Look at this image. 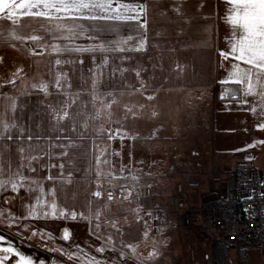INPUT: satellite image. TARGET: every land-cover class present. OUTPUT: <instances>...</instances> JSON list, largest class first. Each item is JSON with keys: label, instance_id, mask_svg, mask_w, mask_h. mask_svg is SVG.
I'll use <instances>...</instances> for the list:
<instances>
[{"label": "crops", "instance_id": "crops-1", "mask_svg": "<svg viewBox=\"0 0 264 264\" xmlns=\"http://www.w3.org/2000/svg\"><path fill=\"white\" fill-rule=\"evenodd\" d=\"M144 2L149 5L147 51L115 54V56H123L155 53L156 57L162 59L160 62L161 85L156 84L153 89L146 87L143 92L138 93L140 101L136 110H139L141 123L139 131L142 137L146 140L151 127L158 130L162 128L163 123H170L171 120L176 124L183 121L186 126L190 125L192 130L191 124L193 125L196 121L194 117L196 113L205 114L208 123L214 127L218 125L219 134L216 141L220 151L243 149L254 140L264 139V131L255 130L257 123L264 122L262 117L264 97H248L250 104L242 105L241 101L244 99L242 86L219 83L227 77L229 68V62L222 61L219 52L227 50L230 47L228 42L232 39L231 26L225 22L230 8L226 0H144ZM176 5L180 6L179 16L174 10ZM23 19L29 25L36 24V21L29 18ZM113 31L115 39L127 34L124 26L119 24L113 26ZM100 36L107 40L114 39L111 33L100 32ZM78 43L87 44L89 41L81 39ZM97 55L103 54L97 53ZM107 55L115 57L112 53ZM83 57H92V55L85 54ZM16 70L8 73L7 76H12ZM225 89H236L235 95L238 98L221 99ZM149 95H154L156 99L147 100L145 97ZM253 106L256 112L248 110ZM18 113L19 109H17ZM153 113L156 115L153 116ZM183 115L185 119L180 120ZM178 129L177 126L176 130ZM158 131L161 135L163 129ZM79 140H82L81 136ZM66 141L64 135L62 143L65 145ZM112 141L114 140H111V143ZM76 150L74 157L68 158L70 163L74 162L70 164L69 169L67 156H61L60 151L59 157H56L55 162L52 163L56 167L49 166L45 173L46 178L49 174L55 177V184L52 187L49 185L48 188L43 185V192L55 187L57 208L66 210L69 214L75 211L78 219L75 221L69 219L68 222L55 218L34 220L30 218V213L28 219L17 220L9 227V222L13 221L0 218V235H4L6 240L16 246L19 251L34 256L37 262L43 259L47 264H61V262L62 264H88L91 257H96L107 264H121L122 252L128 257L124 264H213L216 242L212 237L216 236L205 226L204 228L197 224L198 213L193 214L195 221L191 227L196 230L194 240L190 241L191 228L176 231L165 225L154 231L148 224L145 226V217L137 213L136 209H116L113 203L109 204L103 199L91 196L90 181L95 170L93 166L88 169L90 165L84 167L85 157L81 151L76 154ZM236 152L242 156H246L248 152L253 153L256 155V160H264V145ZM91 161L90 163L93 164ZM61 163L64 164L63 170L59 167ZM232 165L231 163L224 168L199 170V165L196 164L191 174L189 170V174L178 177L175 182L187 176L200 184L198 189L191 190L189 193L188 209H198L205 199L221 197ZM61 172H63L62 175ZM175 182L169 194L173 192ZM154 193H157L156 190ZM11 195L13 196L11 201L8 200L10 204L16 200L17 192H12ZM96 213H100L99 220L96 218ZM81 214L85 218H80ZM97 223L100 225L98 231L104 237L103 240L97 239L89 232V228L95 229ZM113 223L116 224V228L112 227ZM65 228H68L70 232L68 241L61 238ZM117 228L121 235H117ZM40 230L50 233L52 238L42 240L39 235L32 236L33 231ZM145 232H148L147 237L144 236ZM109 234L115 237L114 241H107L106 237ZM190 242H193L191 247ZM102 243L107 248H115V251L106 250L103 254L98 253L96 248ZM126 244L134 245L135 252L125 247ZM76 245L83 249V252L79 253L80 260L77 261H68L58 252L45 250L63 247L76 252ZM2 246L6 247L7 244ZM149 252H156L157 255L149 260L147 259ZM198 257L200 260L196 259ZM240 258L245 264H260L262 261L257 248L243 251ZM16 259L10 256L5 264H15Z\"/></svg>", "mask_w": 264, "mask_h": 264}, {"label": "rangeland", "instance_id": "rangeland-1", "mask_svg": "<svg viewBox=\"0 0 264 264\" xmlns=\"http://www.w3.org/2000/svg\"><path fill=\"white\" fill-rule=\"evenodd\" d=\"M18 30L8 21H0V84L12 78L10 75L7 76L8 73L19 67L23 68L21 79H17L15 86L6 85L0 88V132L3 131L4 123H7L10 128L13 123H18L24 127L25 137L30 131L34 139L29 142L25 138L22 143L16 144L7 140L0 141V218L9 221L12 217H16L21 220L30 215L32 205L36 203V197L41 195L39 187L32 185L31 181H36L37 185H45L46 188L55 184L54 181H48L45 173L48 167L55 162V158L59 157L60 151L62 152L61 148L54 146L59 142L56 137L60 136V142H62L64 135L58 129L53 130L51 116L45 115V108L46 106H56L54 98L58 94L53 85L58 71L68 74V83L71 84V87H65V92L72 96L77 92L81 93L79 102L70 109L75 117L74 142L76 147L67 148L69 153L67 159L74 157L75 149H77L76 154L81 151L85 157L84 167L90 165L88 169L93 166L95 170L92 181H90L91 190H98L96 185L101 183L102 188L99 190L102 191V196L99 199H103L109 204L113 203L116 209H136V212L141 213L144 217L147 211L155 207H162L165 198L171 192L173 182L183 174H189V170L191 174V170L195 168L196 164L199 165V170L204 168L219 169L233 164L237 159H246L250 156L257 166L264 168V160H256V155L253 153L248 152L246 156H242L234 150L220 151L216 141L219 134L218 125L216 124L214 127L208 123L205 114L194 113L196 121L193 125L191 124L192 130H190V125L186 126L183 121L176 124L171 120L170 123H163L162 128L159 127L160 131L163 129L161 135L158 130L151 127L147 133L149 137L146 140L142 137L139 131L141 125L139 110H136L139 107L140 98L139 92L134 89L140 88L141 82L152 89L156 84L161 85L160 62L162 59L156 57L155 53L129 54L128 56H132L134 59L125 61L123 65H120L119 60L113 64L111 61L115 57L108 56L110 63L104 70L99 92L105 95L113 93L116 103L112 105L111 109H104L102 114L97 117V110L102 109L103 106L97 102L94 108L90 103L93 95L92 70L94 65L92 57H82L84 60L82 65L78 62L81 57H61V59H75L77 63L57 69L54 66L55 56L31 55L28 49L33 45L29 44L23 48L13 47V43L16 42L11 40V36ZM5 53L7 54L5 55ZM102 59L103 55L96 56L97 63ZM121 66L131 71L126 73L124 78H121L119 73L109 78L112 69ZM137 70L142 72L139 78L134 75ZM167 77L169 76L167 75ZM41 83L49 84L52 96L45 97L43 93L32 89L33 84ZM61 98L63 97L61 96ZM13 101H16L18 105L23 104L22 112L18 107V115L22 117L18 121L14 119L11 110ZM129 108L132 111L126 112V109ZM184 116L180 120L185 119ZM63 126H66L70 131L73 122L65 121ZM177 126L178 130H176ZM117 128L127 131L130 137H135V139L125 138L121 142L119 138H116L111 143L107 138L108 133L109 131L115 132ZM11 132L15 136L18 134V129L12 128ZM80 136L82 137L81 141L79 140ZM35 137H39V140ZM67 144L68 140L65 143L66 147ZM21 147L25 149L24 153H21ZM101 152L104 153L102 159H107L110 163H102L98 169L95 158L100 156ZM117 152L119 155H116ZM25 157H42V159L39 162L34 160L29 165ZM72 163L74 162L70 163L68 159V169ZM22 164L24 167L21 168ZM32 167L37 171H30ZM122 168L124 169L123 175L121 174ZM98 170L104 174L102 180H97L96 172ZM18 172L24 177H28V180L25 181L26 187L17 191L16 200L10 204L9 201L13 197L10 184L20 179ZM121 186L133 190V195L128 200L123 199V195H127V190L122 195ZM29 188H35V190L30 191ZM155 190L157 193H154ZM108 191L113 193V201L107 200ZM48 192L49 190L43 192L44 198L48 203H51L53 197L47 195ZM197 224L204 227L200 214L197 215ZM195 231L194 227L191 228L190 241L194 240ZM212 238L215 242H219L216 237ZM191 244L193 242H190V247ZM196 259L200 260L199 257ZM229 259L232 264L236 263V254L233 250L229 252Z\"/></svg>", "mask_w": 264, "mask_h": 264}, {"label": "snow or ice", "instance_id": "snow-or-ice-1", "mask_svg": "<svg viewBox=\"0 0 264 264\" xmlns=\"http://www.w3.org/2000/svg\"><path fill=\"white\" fill-rule=\"evenodd\" d=\"M226 3L230 6L228 9V15L225 17V22L231 26L232 39L228 42L230 47L227 50H220L219 56L222 61L229 62V68L227 77L219 81L223 84H236L242 86L244 99L241 101L242 105H249L250 101L248 97L260 96L264 97V0H226ZM148 8L149 5L144 0H0V20L10 22L11 25L16 26L19 29L16 34L11 36L13 47L20 46L21 48L31 44L33 47L28 51L33 56H55L54 66L59 69L68 64H75V59H61V57L67 56H79V64H83V55L91 54L94 69L92 70V87L93 95L90 103L95 108L97 102L103 107L98 109L96 116L99 117L104 109H111L112 105L116 103L113 93L99 92L101 82L103 79L104 70L108 68L110 60L107 53H112L114 56L117 53H140L147 51L148 44ZM174 10L179 16L180 6L176 5ZM23 18H29L36 21V24L29 25ZM123 25L127 30L126 35H121L119 39H115V32L113 31L114 25ZM100 32L111 33L114 37L113 40L103 39L100 36ZM86 39L89 41L87 44L78 43L79 40ZM103 54V59L97 63L96 54ZM134 59L132 56L123 55L115 56L111 61L113 64L116 60H119L120 65H123L125 61ZM50 65L52 62H49ZM131 70L125 67L113 68L109 74V78L116 76L119 73L121 78H124L125 74ZM23 68H18L13 73L12 78L6 80L0 84V88L6 85L15 86L17 79H21V73ZM134 75L139 78L142 75L140 70L135 71ZM32 89L36 92L43 93L45 97L52 96L49 91V84H33ZM53 87L58 94L54 98L55 107L46 106L45 115H50L52 120L53 130H59L65 135L68 140L67 147L64 143H57L54 146L64 149L60 153L61 156H68L67 148L76 147L74 142L76 128L75 117L70 112V109L74 104H77L80 100L81 93L77 92L74 96L65 92V87L70 88L71 84L68 83V74L66 72L57 73L55 84ZM145 85L141 82V87L134 89L136 92H143ZM259 89V90H258ZM236 89H225L221 95V99L231 98L237 99L235 95ZM61 96L63 98H61ZM110 98V99H109ZM147 100H155L154 95L145 97ZM23 111V104L18 105L16 101L11 104V110L15 120H20L22 117L17 114V109ZM250 112H256V108L250 107ZM132 109H126V112H131ZM110 114V113H109ZM156 113H153L155 116ZM264 117V113H262ZM65 121H72L73 126L69 131L64 125ZM3 131L0 132V141L7 140L12 144L22 143L25 138L31 142L34 136L29 131L25 137V129L18 123H13L11 128L7 123L2 125ZM12 128L18 129V134L13 135ZM256 131H264V122H259L255 125ZM7 133V135H5ZM108 140L119 138L121 142L125 138L135 139L130 137L127 131H123L117 128L115 132L109 131ZM39 140V137H35ZM61 137L57 136L56 140L60 141ZM260 145H264V139H257L251 143L245 145L243 149L235 151H247L250 148H257ZM21 153H24L25 149L20 148ZM116 155H119L117 152ZM104 153L101 152L100 156L95 158L97 168L100 165L110 163L107 159H102ZM28 160V164L31 165L35 160L39 162L42 157H25ZM247 160H251L252 157H246ZM21 168L24 167L22 164ZM50 167H56L52 164ZM60 169H64V164L59 165ZM30 171L36 172L37 169L32 167ZM124 169H121L123 175ZM20 179L16 182H11L10 187L13 192L19 191L20 188L26 187L25 181L28 177H24L19 172ZM63 172H61V175ZM103 173L101 171L96 172L97 180L103 179ZM71 176V173H69ZM47 179L54 181L55 177L51 174L47 176ZM32 185L39 187L41 195L36 197V203L32 205L31 219H62L73 221L78 219L75 211L70 214L63 209H58L56 205V188L53 187L49 190L47 195L53 197L51 204L44 198L43 185H37L36 181H31ZM96 191L91 192V196L100 198L102 196L101 183H97ZM30 191H34L35 188H29ZM127 190V195H123V192ZM121 192L124 200H128L133 195V190H129L126 186H121ZM251 199V197H248ZM107 200L113 201L114 196L111 191L107 192ZM138 210V209H137ZM147 215H151L148 213ZM100 213H96V218L99 220ZM29 217H24L28 219ZM80 218H85L81 214ZM12 221L18 220L16 217L11 218ZM147 226L148 221H144ZM11 227V222H9ZM113 228H116V224H112ZM100 228L99 223L96 224L95 229L89 228L90 234L97 237V239L103 240L104 237L98 231ZM39 235L42 240L51 239L50 233H45L44 230L39 232L33 231L32 236ZM117 235H121L117 228ZM144 236H148V232L144 233ZM64 241H68L70 238V232L68 228L63 230L61 237ZM107 241H114L115 237L109 234L106 237ZM123 244V241H121ZM7 244V246H2ZM125 247L135 252V246L132 244H126ZM76 252L69 251L63 247L46 248L45 250L51 252H58L60 255L65 256L68 261L80 260L79 253L83 252L79 245H76ZM106 250L115 251V248H107L103 243L100 247L96 248L98 253L103 254ZM0 264H5L10 256L16 257L15 264H47L43 259L38 262L34 256L26 255L19 251L10 241L6 240L4 235H0ZM157 255L156 252H149L147 259L151 260ZM128 259L122 252L120 254L121 264ZM62 264V262H61ZM88 264H107L102 262L96 257H91Z\"/></svg>", "mask_w": 264, "mask_h": 264}, {"label": "built area", "instance_id": "built-area-1", "mask_svg": "<svg viewBox=\"0 0 264 264\" xmlns=\"http://www.w3.org/2000/svg\"><path fill=\"white\" fill-rule=\"evenodd\" d=\"M199 186L197 180L187 176L175 182L164 205L145 213L148 225L154 231L165 225L176 231L189 230L195 221L193 214L198 213L204 226L237 254L236 264H245L239 255L253 248L259 249L260 264H264V168L252 160L237 159L222 196L203 200L198 209H188L189 193Z\"/></svg>", "mask_w": 264, "mask_h": 264}, {"label": "trees", "instance_id": "trees-1", "mask_svg": "<svg viewBox=\"0 0 264 264\" xmlns=\"http://www.w3.org/2000/svg\"><path fill=\"white\" fill-rule=\"evenodd\" d=\"M214 250H215V257L213 264H232V262L229 259L230 246L228 244H226L224 241L219 240V242L215 243ZM242 253L243 251L240 253L241 257H242Z\"/></svg>", "mask_w": 264, "mask_h": 264}]
</instances>
